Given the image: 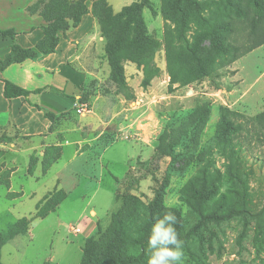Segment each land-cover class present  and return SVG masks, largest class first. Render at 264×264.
Masks as SVG:
<instances>
[{
  "label": "rangeland",
  "instance_id": "1",
  "mask_svg": "<svg viewBox=\"0 0 264 264\" xmlns=\"http://www.w3.org/2000/svg\"><path fill=\"white\" fill-rule=\"evenodd\" d=\"M108 1L119 12L135 0ZM150 1L144 19L157 47L122 61L125 86L111 80L103 50L98 78L50 128L55 135L22 137L0 116V237L18 223L26 231L0 248L1 264H81L90 242L98 264H113L107 249L131 246L115 239L116 222L130 221L136 234L158 197L186 230L222 201L257 214L204 226L183 242L182 264L264 258V136L247 123L264 112V45L171 84L168 41L183 76L203 66L217 25L233 13L225 0ZM224 110L242 116L227 146L217 142ZM189 182L206 186L207 207L194 206Z\"/></svg>",
  "mask_w": 264,
  "mask_h": 264
},
{
  "label": "trees",
  "instance_id": "2",
  "mask_svg": "<svg viewBox=\"0 0 264 264\" xmlns=\"http://www.w3.org/2000/svg\"><path fill=\"white\" fill-rule=\"evenodd\" d=\"M89 0H37L30 5L26 12L30 16L38 15L46 23L42 27L44 38L34 49H23L18 45L12 47V52L4 61H0V69L4 70L14 63H21L27 59L36 60L42 56H47L56 52L58 44V34H66L71 28L78 27L82 17L91 13L98 22L101 30V36L106 41L104 48L105 55L108 58L110 66L111 80L121 86H125L124 67L122 61H137L140 55L146 54L149 49L157 47V42L148 35L145 22L144 10L150 8V0H135L128 6L123 7L119 12H115L108 0H92L91 9L87 2ZM227 6L231 9L233 16L228 18L216 27V33L211 39L212 51L205 57L203 66L192 70L189 73L172 64V49L170 42L166 47L167 60L169 64V74L171 84L186 81L191 83L206 75L210 66L217 63L218 58H223L227 66L237 62L242 57L253 52L255 49L264 45V0H225ZM246 30L243 40L239 37L240 31ZM17 32L13 29L0 31V36L15 39ZM130 53V57H129ZM182 76V77H181ZM43 90L34 92L28 91L12 82L4 81V97L14 99L19 97L27 98L31 94H40ZM35 107L43 111L45 118L51 122V128L60 119V115L44 109L41 106ZM242 117L236 112L224 110L220 120L217 142L219 145L227 146L231 143L229 139L233 134L241 130V125L233 120ZM254 127L258 135L264 136V112L251 117L247 123ZM207 184V183H204ZM206 186L197 188L189 182L186 191L193 199L195 207H207L210 201L209 196H205ZM208 212H201L195 225L187 229L177 210H172L177 217L175 225L179 238L185 242L196 236L199 231L209 224H217L231 220L236 217H256L257 214L249 210L245 205L228 204L224 201L220 204H214L213 209ZM169 212L165 209L161 197L149 204L146 211L145 221L138 226L136 234H132L133 223L116 222L113 231L115 239L125 240L128 244L118 249L115 246L107 249L104 256L111 257L113 264H141L145 259V249L148 237L151 234L153 224ZM136 225V222L134 221ZM26 231L18 223L7 233L0 237V248L9 240L18 234H24ZM94 244L88 243L84 249L81 264H98L96 258L99 254L94 253ZM1 264V263H0ZM259 264H264V258L260 259Z\"/></svg>",
  "mask_w": 264,
  "mask_h": 264
},
{
  "label": "crops",
  "instance_id": "3",
  "mask_svg": "<svg viewBox=\"0 0 264 264\" xmlns=\"http://www.w3.org/2000/svg\"><path fill=\"white\" fill-rule=\"evenodd\" d=\"M37 0H0V31L13 29L15 39L0 36V61H4L18 45L34 49L44 38L45 21L30 16L26 9ZM89 9L92 0L87 2ZM104 39L98 22L91 13L82 17L78 27L58 34L56 52L36 60L27 59L0 69V116H6L12 128L22 137L47 139L51 122L35 105L61 115L74 111L88 80L98 78V65L103 56ZM101 59V60H100ZM4 81L28 91L43 90L27 98L6 99ZM71 99V104L67 101ZM71 105V106H70ZM57 133V132H56ZM96 215L95 211L91 212ZM91 229V222L88 231Z\"/></svg>",
  "mask_w": 264,
  "mask_h": 264
},
{
  "label": "clouds",
  "instance_id": "4",
  "mask_svg": "<svg viewBox=\"0 0 264 264\" xmlns=\"http://www.w3.org/2000/svg\"><path fill=\"white\" fill-rule=\"evenodd\" d=\"M177 217L166 212L151 228L146 244L147 264H182L183 241L176 230Z\"/></svg>",
  "mask_w": 264,
  "mask_h": 264
}]
</instances>
